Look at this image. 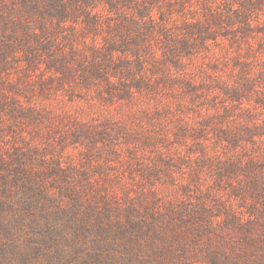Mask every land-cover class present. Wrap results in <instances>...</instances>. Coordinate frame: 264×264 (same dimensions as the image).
<instances>
[{
  "label": "trees",
  "instance_id": "1",
  "mask_svg": "<svg viewBox=\"0 0 264 264\" xmlns=\"http://www.w3.org/2000/svg\"><path fill=\"white\" fill-rule=\"evenodd\" d=\"M262 2L0 0V264H264V198L258 202L254 192L262 187L264 169L257 157L244 162L239 152L226 157L231 168L262 172L248 184L253 216H246L225 204L211 184L193 193L182 184L176 195L163 197L167 185L160 190L152 176L174 183L177 175L146 165L134 183L141 190H122L120 171L104 172L111 166L106 160L92 163L89 171L71 154L46 156L37 141L55 120H64L42 98L60 86L69 93L80 89L77 84L87 87L91 76L104 81L98 91L118 82L106 74L108 69L115 74L116 56L96 55L102 48H122L125 30L142 24L166 43L183 46L178 41L184 38L171 35L178 28L167 29L176 11L186 35L210 36L220 34L223 22L247 32L251 8ZM133 9L138 16L129 14ZM148 55L153 62L160 59L156 52ZM166 71L164 80L171 76ZM25 127L28 132H20ZM217 173L220 179L223 173Z\"/></svg>",
  "mask_w": 264,
  "mask_h": 264
},
{
  "label": "rangeland",
  "instance_id": "2",
  "mask_svg": "<svg viewBox=\"0 0 264 264\" xmlns=\"http://www.w3.org/2000/svg\"><path fill=\"white\" fill-rule=\"evenodd\" d=\"M124 9L131 10L127 5ZM251 10L253 25L247 32L223 22L220 34L214 31L210 36L186 35L176 11L167 29L172 33L178 28L171 35L184 38L177 41L186 48L171 40L166 43L163 35L145 30L142 24L125 30L122 48H102L96 55L116 56L115 74L106 72L118 78L110 91H98L104 81L91 76L87 87L77 84L80 89L69 93L60 86L42 98L52 112L64 115L37 140L45 147L43 153L61 159L71 154L70 159L89 171L94 169L92 163L106 160L111 166L104 172L120 171L122 190L131 191L141 190L134 183L146 165H158L161 172L177 175L174 183L167 176L155 180L151 175L160 190L167 185L163 197L176 195L182 184H189L192 193L211 184L225 204H235L243 215L253 216L247 209L248 184L262 172L258 167L234 169L226 162L228 155L239 152L241 162L257 157L264 169V2ZM131 12L138 16L135 9ZM157 36L162 41L155 40ZM95 39L102 41L101 36ZM152 52L160 56L158 61L150 58ZM166 70L171 76L164 80ZM20 132L27 133L28 128ZM259 180L262 187L254 192H259L257 200L262 202L264 179Z\"/></svg>",
  "mask_w": 264,
  "mask_h": 264
}]
</instances>
